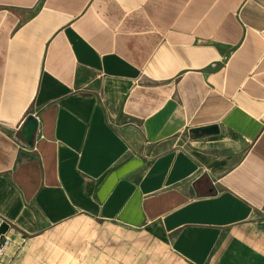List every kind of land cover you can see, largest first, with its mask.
<instances>
[{
	"label": "crops",
	"instance_id": "0c3cea01",
	"mask_svg": "<svg viewBox=\"0 0 264 264\" xmlns=\"http://www.w3.org/2000/svg\"><path fill=\"white\" fill-rule=\"evenodd\" d=\"M0 219V264H264V0H0Z\"/></svg>",
	"mask_w": 264,
	"mask_h": 264
},
{
	"label": "water",
	"instance_id": "95a60500",
	"mask_svg": "<svg viewBox=\"0 0 264 264\" xmlns=\"http://www.w3.org/2000/svg\"><path fill=\"white\" fill-rule=\"evenodd\" d=\"M37 127L36 119L33 116H28L20 129V136L27 142L28 145H32L34 132ZM218 128L216 125L202 126L190 129V132L194 135L199 133H217ZM7 229V223L0 219V234L5 233Z\"/></svg>",
	"mask_w": 264,
	"mask_h": 264
},
{
	"label": "built area",
	"instance_id": "2783aa9c",
	"mask_svg": "<svg viewBox=\"0 0 264 264\" xmlns=\"http://www.w3.org/2000/svg\"><path fill=\"white\" fill-rule=\"evenodd\" d=\"M4 253H5V248L2 245V246H0V258L4 255Z\"/></svg>",
	"mask_w": 264,
	"mask_h": 264
}]
</instances>
